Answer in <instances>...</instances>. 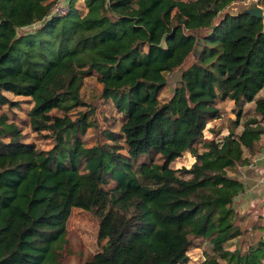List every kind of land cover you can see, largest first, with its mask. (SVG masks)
<instances>
[{
  "label": "trees",
  "instance_id": "trees-1",
  "mask_svg": "<svg viewBox=\"0 0 264 264\" xmlns=\"http://www.w3.org/2000/svg\"><path fill=\"white\" fill-rule=\"evenodd\" d=\"M233 1L67 0L57 14L59 0H0V109L13 105L5 92L30 97L31 129L54 141L42 149L0 116V264H62L73 207L98 221V250L83 264H187L195 239L210 246L198 264H264V220L236 221L243 183L227 174L249 163L244 152L259 155L264 126L251 117L240 133L203 134L225 100L254 102L264 119L262 20L227 15L213 26L214 8ZM198 36L196 59L162 102L166 74ZM88 75L120 122L104 132L112 142L93 146L83 136L94 107L69 116ZM186 151L195 162L172 168ZM245 234L244 252L227 248Z\"/></svg>",
  "mask_w": 264,
  "mask_h": 264
},
{
  "label": "rangeland",
  "instance_id": "rangeland-1",
  "mask_svg": "<svg viewBox=\"0 0 264 264\" xmlns=\"http://www.w3.org/2000/svg\"><path fill=\"white\" fill-rule=\"evenodd\" d=\"M247 0H235L234 2H243ZM67 0H59L57 6H65ZM81 5V1L77 2ZM264 8V0L258 2ZM77 5V4H76ZM201 47V39L198 36V40L194 51L188 55L185 59L182 67L166 74L167 84L161 91L159 98L162 102L167 101L175 88L177 81L179 80L181 70L188 67L196 59L197 53ZM100 85L96 82L94 75L85 76L83 79V85L80 91L83 105L69 111L71 118H76L80 112H88L92 107L94 111H90V117L95 119L96 126L92 129H88L83 136L86 146L100 145L104 142H112L108 140L104 132L106 130L117 131L119 127V113L116 111L113 103L110 100H106L99 97ZM5 95L13 102L11 106H4L0 109L1 114H5L9 122L15 123L24 134L25 141H34L38 147L42 149H48L53 144V138L47 131L35 132L31 129L28 121V112L31 109L33 102L28 96L14 95L9 92H5ZM257 96L264 97V87L258 93ZM221 108V117L216 120H211L207 123L205 130L203 131L205 138L216 137L220 139L226 135L230 129H234L236 133H240L242 130V124L251 117H255L261 120V124L264 126V119L257 114L254 110V102L242 103L239 106H234V102L231 100H225L218 104ZM52 112L56 113L55 110ZM239 115V116H238ZM89 117V116H88ZM239 120L240 125L235 127L234 120ZM122 140H118V144H121ZM257 147L261 150L258 152L257 157L264 159V134H262L257 142ZM202 151V149H200ZM123 151V149H121ZM243 155L250 159L249 165L252 170H258L260 179H253L255 182L253 185L248 184L246 188V182L243 183V188L235 197L234 208L237 209L236 221L241 226L250 227L252 224L262 223L264 220V163L259 168L257 163V157L248 155L244 152ZM255 158V159H254ZM260 159V158H259ZM195 162V157L190 152H184L180 157L174 160L170 166L172 168L185 167L189 168ZM257 166V167H256ZM255 167V168H254ZM241 167L237 168L236 172L227 170L229 176L241 177ZM259 168V169H258ZM98 229L97 219L87 210L79 207H73L70 216L67 221V244L64 247L62 254V264H83L86 260L91 258L98 250V244L96 240ZM257 234L259 233L256 231ZM245 234L242 237L236 238L227 243V248L230 250L238 249L239 252H244L250 240ZM264 237V236H263ZM259 238L256 237L255 240ZM254 241V240H253ZM251 241V243L253 242ZM210 246L207 242L201 239H195L193 246L188 251L189 262L187 264H198L204 259L205 253L209 252ZM264 263V259L262 260Z\"/></svg>",
  "mask_w": 264,
  "mask_h": 264
},
{
  "label": "water",
  "instance_id": "water-1",
  "mask_svg": "<svg viewBox=\"0 0 264 264\" xmlns=\"http://www.w3.org/2000/svg\"><path fill=\"white\" fill-rule=\"evenodd\" d=\"M259 0H247L243 2H231L225 8L218 11L214 8L216 16L213 19V26H217L227 15L237 17L240 15H250L255 18L261 19L264 27V8L259 3ZM211 31H207L210 34Z\"/></svg>",
  "mask_w": 264,
  "mask_h": 264
},
{
  "label": "crops",
  "instance_id": "crops-1",
  "mask_svg": "<svg viewBox=\"0 0 264 264\" xmlns=\"http://www.w3.org/2000/svg\"><path fill=\"white\" fill-rule=\"evenodd\" d=\"M249 155V154H248ZM257 157V155H252L251 156V159H252V157ZM255 159V158H254ZM257 159V161H255L258 165V167L259 168H262L261 166L263 165V163H264V159H258V158H256ZM249 163H250V159H249ZM249 163L247 164V165H249ZM256 166V167H257ZM264 166V165H263ZM255 168V167H254ZM258 168V169H259ZM240 170H241V177H239V180H241L242 181V183H244V181L246 182V188L247 187H249L250 185H253L255 182H253L254 180L253 179H260L262 176H260V174L258 173V170L257 169H255V171L254 170H252L250 167H246V165H244V166H241V168H240ZM248 184H249V186H248ZM237 197V196H236Z\"/></svg>",
  "mask_w": 264,
  "mask_h": 264
},
{
  "label": "built area",
  "instance_id": "built-area-1",
  "mask_svg": "<svg viewBox=\"0 0 264 264\" xmlns=\"http://www.w3.org/2000/svg\"><path fill=\"white\" fill-rule=\"evenodd\" d=\"M65 11V6H57V5H55L54 7H53V13H57V14H59V13H63ZM258 159L260 158L261 159V157H257Z\"/></svg>",
  "mask_w": 264,
  "mask_h": 264
}]
</instances>
